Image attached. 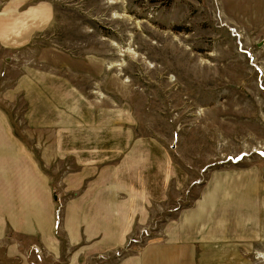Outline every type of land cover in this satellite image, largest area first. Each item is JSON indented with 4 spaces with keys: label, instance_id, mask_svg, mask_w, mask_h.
Listing matches in <instances>:
<instances>
[{
    "label": "rangeland",
    "instance_id": "obj_1",
    "mask_svg": "<svg viewBox=\"0 0 264 264\" xmlns=\"http://www.w3.org/2000/svg\"><path fill=\"white\" fill-rule=\"evenodd\" d=\"M49 1L47 37L15 55L0 49V109L53 181L88 146L99 161L132 162L151 218L114 258L157 237L208 181L264 182V0ZM45 47L59 69L39 88ZM56 145L65 152H43ZM0 264L68 261L0 232Z\"/></svg>",
    "mask_w": 264,
    "mask_h": 264
},
{
    "label": "crops",
    "instance_id": "obj_2",
    "mask_svg": "<svg viewBox=\"0 0 264 264\" xmlns=\"http://www.w3.org/2000/svg\"><path fill=\"white\" fill-rule=\"evenodd\" d=\"M54 18V4L49 0H0V49L15 55L32 47L36 40L48 36ZM42 53L46 61L39 88L54 80L49 78V70H58L53 64L60 60L59 52L49 57V47ZM15 87L19 85L10 88L15 91ZM45 99L49 101L47 96ZM8 121L0 109V232H10L15 238H36L51 261L264 264L259 257L264 254L261 179L222 176L211 186L208 181L194 206L179 211L162 225L157 237L118 259L113 253L127 249L132 236L142 232L151 218L146 195L140 191V178L130 180L126 171L130 161H120L125 167L99 161L91 155L98 148L88 146L83 150L88 157L73 160L72 170L63 171L53 181L40 170L30 149L16 142ZM43 152L61 154L65 150L56 145L46 146ZM104 256L112 259H99Z\"/></svg>",
    "mask_w": 264,
    "mask_h": 264
},
{
    "label": "bare ground",
    "instance_id": "obj_3",
    "mask_svg": "<svg viewBox=\"0 0 264 264\" xmlns=\"http://www.w3.org/2000/svg\"><path fill=\"white\" fill-rule=\"evenodd\" d=\"M260 258L264 259V257H263V256H260Z\"/></svg>",
    "mask_w": 264,
    "mask_h": 264
}]
</instances>
